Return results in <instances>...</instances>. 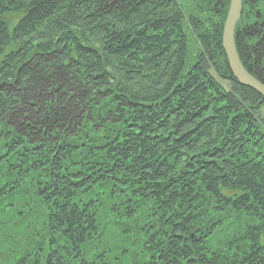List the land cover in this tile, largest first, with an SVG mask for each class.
Listing matches in <instances>:
<instances>
[{
	"label": "trees",
	"instance_id": "16d2710c",
	"mask_svg": "<svg viewBox=\"0 0 264 264\" xmlns=\"http://www.w3.org/2000/svg\"><path fill=\"white\" fill-rule=\"evenodd\" d=\"M234 45L264 84V0ZM229 0H0V264H264V99Z\"/></svg>",
	"mask_w": 264,
	"mask_h": 264
},
{
	"label": "water",
	"instance_id": "95a60500",
	"mask_svg": "<svg viewBox=\"0 0 264 264\" xmlns=\"http://www.w3.org/2000/svg\"><path fill=\"white\" fill-rule=\"evenodd\" d=\"M240 13L241 0H229V7L222 31L223 51L226 56L228 67L237 82L252 89L264 99V84L243 68L235 50L233 32Z\"/></svg>",
	"mask_w": 264,
	"mask_h": 264
},
{
	"label": "rangeland",
	"instance_id": "374dc122",
	"mask_svg": "<svg viewBox=\"0 0 264 264\" xmlns=\"http://www.w3.org/2000/svg\"><path fill=\"white\" fill-rule=\"evenodd\" d=\"M232 74V73H231ZM233 76V75H232ZM260 117L264 120V106L261 107V110H260Z\"/></svg>",
	"mask_w": 264,
	"mask_h": 264
},
{
	"label": "bare ground",
	"instance_id": "6f19581e",
	"mask_svg": "<svg viewBox=\"0 0 264 264\" xmlns=\"http://www.w3.org/2000/svg\"><path fill=\"white\" fill-rule=\"evenodd\" d=\"M224 25V24H223Z\"/></svg>",
	"mask_w": 264,
	"mask_h": 264
}]
</instances>
